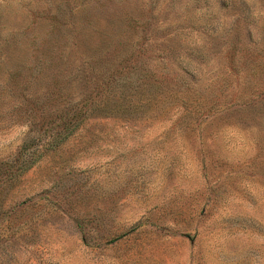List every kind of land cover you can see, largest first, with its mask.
Instances as JSON below:
<instances>
[{
	"label": "rangeland",
	"instance_id": "374dc122",
	"mask_svg": "<svg viewBox=\"0 0 264 264\" xmlns=\"http://www.w3.org/2000/svg\"><path fill=\"white\" fill-rule=\"evenodd\" d=\"M0 264H264V0H0Z\"/></svg>",
	"mask_w": 264,
	"mask_h": 264
},
{
	"label": "trees",
	"instance_id": "16d2710c",
	"mask_svg": "<svg viewBox=\"0 0 264 264\" xmlns=\"http://www.w3.org/2000/svg\"><path fill=\"white\" fill-rule=\"evenodd\" d=\"M233 58H234V50L233 49H232V51L229 50L225 53V59L229 65L230 69H232V66H233ZM73 113H74V115H73L74 120L77 122V119H79L80 115H82V108L80 107L79 109L74 110Z\"/></svg>",
	"mask_w": 264,
	"mask_h": 264
}]
</instances>
